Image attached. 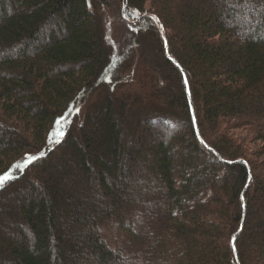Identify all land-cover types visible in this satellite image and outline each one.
I'll list each match as a JSON object with an SVG mask.
<instances>
[{
    "label": "trees",
    "instance_id": "1",
    "mask_svg": "<svg viewBox=\"0 0 264 264\" xmlns=\"http://www.w3.org/2000/svg\"><path fill=\"white\" fill-rule=\"evenodd\" d=\"M0 177V264H264V0H0Z\"/></svg>",
    "mask_w": 264,
    "mask_h": 264
},
{
    "label": "rangeland",
    "instance_id": "2",
    "mask_svg": "<svg viewBox=\"0 0 264 264\" xmlns=\"http://www.w3.org/2000/svg\"><path fill=\"white\" fill-rule=\"evenodd\" d=\"M106 26L109 29L108 21L106 22ZM128 31L129 30H128L127 25L125 23L120 24L119 27H118V29L115 31V32H118L119 38H116L115 35L112 34V31L109 30V34H108V38L109 39L107 40L108 43H109V46L111 48L113 47L114 50L116 48L119 51L120 50V46L123 44L122 38H124L126 40V35H127ZM121 42H122V44H121ZM115 45H117V46L115 47ZM237 132L240 133V134H243L244 137H247L248 136V132H240V131H237ZM139 175H141V172H138V176ZM150 176H152V175L149 174V176L147 175L145 177L144 176H141V177L144 178V182H146V180H148ZM157 186L160 187V185H158V184H157ZM150 196H151V194H147L146 191H145L143 193V195H142L143 201L149 200ZM152 209H153L152 206H148V207L144 208V212H143V215L144 216H142V217H145V214H147L148 212H150Z\"/></svg>",
    "mask_w": 264,
    "mask_h": 264
},
{
    "label": "water",
    "instance_id": "3",
    "mask_svg": "<svg viewBox=\"0 0 264 264\" xmlns=\"http://www.w3.org/2000/svg\"><path fill=\"white\" fill-rule=\"evenodd\" d=\"M157 22V21H156ZM157 25L159 26V24L157 23ZM162 32V31H161ZM163 33V32H162ZM167 42H166V48H167ZM184 80H185V83H186V86H187V92H188V95H189V98H190V94H189V90H188V79H187V76L186 74L184 73ZM190 102H191V99H190ZM192 103V102H191ZM233 249L234 251L236 252V249H235V246H233Z\"/></svg>",
    "mask_w": 264,
    "mask_h": 264
},
{
    "label": "snow or ice",
    "instance_id": "4",
    "mask_svg": "<svg viewBox=\"0 0 264 264\" xmlns=\"http://www.w3.org/2000/svg\"><path fill=\"white\" fill-rule=\"evenodd\" d=\"M7 179V177H0V185L3 184V182Z\"/></svg>",
    "mask_w": 264,
    "mask_h": 264
}]
</instances>
